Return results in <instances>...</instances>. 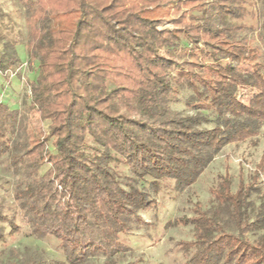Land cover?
Here are the masks:
<instances>
[{
	"label": "trees",
	"instance_id": "16d2710c",
	"mask_svg": "<svg viewBox=\"0 0 264 264\" xmlns=\"http://www.w3.org/2000/svg\"><path fill=\"white\" fill-rule=\"evenodd\" d=\"M19 2L27 11L29 60L38 62L30 106L50 124L14 141L25 116L0 99V161L8 156L21 176L14 198L32 236L57 239L68 264L101 256L108 264L129 251L122 236L147 225L141 213L155 206L154 195L169 186L181 192L226 145L259 136L264 21L259 46L228 23L244 18L247 0ZM187 51L202 60H182ZM20 62L15 44L6 42L0 72ZM175 70L208 97L214 120L171 111ZM241 89L250 93L247 102ZM261 173L235 190L232 177L221 175L208 210L197 203L194 216L166 223L194 227L192 240L177 243L185 264H264ZM19 230L16 216L0 207V243Z\"/></svg>",
	"mask_w": 264,
	"mask_h": 264
},
{
	"label": "rangeland",
	"instance_id": "374dc122",
	"mask_svg": "<svg viewBox=\"0 0 264 264\" xmlns=\"http://www.w3.org/2000/svg\"><path fill=\"white\" fill-rule=\"evenodd\" d=\"M27 11L19 0H0V51H3L6 42L15 44L21 62L7 70L0 72V99L12 109H18L25 116V125L22 130L11 134L15 141H22L31 129L43 127L48 131L49 121H41L39 113L30 106L32 81L38 76V62L30 61L27 51L29 39L26 24ZM264 21L263 8L260 0H247V14L242 19H230L231 25L242 26L237 36L246 37L256 45L263 46L260 33ZM199 51L180 53L182 60L191 62L201 61ZM245 70L250 69L247 66ZM174 92L171 97L170 109L177 115H193L202 113L212 120L216 118L214 110L208 102V97L196 94L187 82V75L179 70L172 72ZM239 98L248 101L250 93L241 89ZM211 123L207 126H213ZM50 148L53 149L52 145ZM10 158L4 157L0 161V207L9 214L15 215L20 230L12 237H7L0 243V264H30L43 261L65 262V255L59 241L54 237L43 239L30 234L29 225L24 222L20 210L15 202L14 187L20 179V174L10 166ZM48 164L41 168L45 172ZM120 171L129 175L126 166L121 165ZM262 171L261 179L264 187V125L254 141L250 139L226 145L221 152L208 165L198 180L181 192L175 191L171 186L163 188L159 194L154 195L157 200L154 207L142 212V218L147 222L128 235H123L122 240L129 246V251L119 254L108 264H185V256L177 243L194 238L193 225H174L166 227L168 221H174L182 216L195 215L194 208L197 203L208 210L212 203L211 189L215 187L221 175L229 174L233 180V189L237 188L239 180L248 182L252 173ZM141 186L146 184L142 182ZM264 189V188H263ZM257 198H255V202ZM6 231L9 226L5 223ZM260 233V232H258ZM250 235L251 239L258 237ZM105 257H95L85 264H105Z\"/></svg>",
	"mask_w": 264,
	"mask_h": 264
}]
</instances>
